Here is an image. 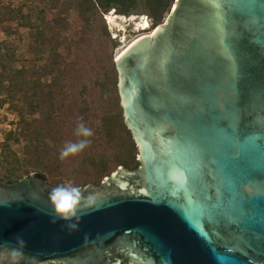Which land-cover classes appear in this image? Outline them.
Segmentation results:
<instances>
[{
    "label": "water",
    "instance_id": "obj_1",
    "mask_svg": "<svg viewBox=\"0 0 264 264\" xmlns=\"http://www.w3.org/2000/svg\"><path fill=\"white\" fill-rule=\"evenodd\" d=\"M219 4L176 0L114 59L140 166L80 187L76 231L44 177L0 178V264H264V0Z\"/></svg>",
    "mask_w": 264,
    "mask_h": 264
},
{
    "label": "rangeland",
    "instance_id": "obj_2",
    "mask_svg": "<svg viewBox=\"0 0 264 264\" xmlns=\"http://www.w3.org/2000/svg\"><path fill=\"white\" fill-rule=\"evenodd\" d=\"M65 1L59 0L58 3H54L52 0H0V8L4 4H10L14 8H21L24 13L29 12L30 20L34 24L32 28L24 26L20 18L0 22V43L9 42L14 49L15 59L12 60V64L16 68L24 65L38 67L45 57H52V51L58 52L71 62L69 71L65 70L62 74L54 71L41 77V82L56 77L60 83L62 96V99L58 97L56 99L61 102V112H65L59 119L64 120L63 129L60 131L61 137L55 142L51 136L45 138L50 146L56 144L57 147L56 153H47L44 157L42 172L52 186L63 183L84 187L89 183L100 184L120 166L134 168L137 165V149L123 124V114L115 88L117 71L115 62L114 64L112 62L120 46L137 34L148 32L150 28L136 30L134 21L129 18L126 21L119 17L116 20L118 24H115L107 15L112 8L101 12L99 16L90 15L89 20L84 22L78 10L69 7ZM175 1L173 0L170 5L169 14ZM131 11L146 15L151 26L154 18L159 16V11L151 13L144 6L143 0H138L137 6ZM167 12L164 11L162 16L160 15V24L168 21L170 15L165 18ZM150 23H147L148 26ZM37 27L44 31L48 41L40 54L35 53L37 48L42 46L36 38ZM10 28L17 29L18 34H10ZM41 73L43 74V71ZM105 113L114 116L113 120H122L120 123L123 127L116 126L113 132L108 133L104 127L102 128L101 120ZM18 119L17 112L10 107L9 102L0 106V150L2 144L8 142L11 145L10 149L16 151L22 159L24 139L14 140L8 137L9 130L18 128ZM81 122L93 131V135L87 138L90 141L89 145L79 153L61 159L60 152L66 143H75L82 139L75 135L77 124ZM4 147L6 146L3 145L2 150ZM10 161L12 162L11 159L2 156L0 151V178L4 181L7 180L6 170L12 165ZM28 170L29 173H24L20 178L36 172L31 167H28Z\"/></svg>",
    "mask_w": 264,
    "mask_h": 264
},
{
    "label": "trees",
    "instance_id": "obj_3",
    "mask_svg": "<svg viewBox=\"0 0 264 264\" xmlns=\"http://www.w3.org/2000/svg\"><path fill=\"white\" fill-rule=\"evenodd\" d=\"M144 6L154 13L159 11V16L154 18L153 26L146 16L145 26L139 30L151 29L155 25L160 24L159 21L164 11H168L165 18L170 12V5L173 0H143ZM58 3L59 0H52ZM138 0H66L65 3L69 7H74L86 22L90 15H100L114 8L118 13L131 14L132 9L137 6ZM161 15V16H160ZM31 14L24 13L21 8H14L10 4H4L0 8V22H9L20 18L21 23L27 27H34L30 20ZM164 18V20H165ZM163 20V21H164ZM162 21V22H163ZM150 23L149 26L147 23ZM38 34V42L42 45L35 51L36 54L41 53V49L45 48L48 41L45 33L39 27L36 28ZM10 34H18L17 29H9ZM50 44V43H49ZM32 49L33 46H32ZM45 50V49H44ZM34 53V50H32ZM52 57H45L40 66L29 67L20 66L16 68L12 64L15 59L14 49L9 42L0 43V106L5 102L10 103V107L17 112L19 119L17 120V129L9 130L8 137L14 140L24 139L23 148L24 157L19 158L16 151L10 149L11 145L7 142L2 144L6 146L2 150L1 155L12 160V165L6 170V181H14L19 179L24 173L28 174V167L35 170V174L45 178L43 174V160L47 153H56V144L50 146L45 138L51 136L55 142L61 137V129H63L64 120H59L65 112H61V102L56 99H62L60 95V83L54 76L46 82H41L42 75L57 71L62 74L69 71L71 62H68L63 55L52 51ZM41 59V58H40ZM37 63V60H35ZM39 61V60H38ZM114 64V61L112 62ZM40 68V69H38ZM43 71V74L41 73ZM64 72V73H65ZM115 79V84H116ZM106 84V83H105ZM60 88V89H59ZM117 91V86L115 87ZM118 94V92H117ZM122 111V108H121ZM36 113L40 115L37 116ZM30 116V118H27ZM114 116L105 113L102 117V128L108 133L113 132L116 126L123 127L120 123L122 120H113ZM9 162V164H10Z\"/></svg>",
    "mask_w": 264,
    "mask_h": 264
},
{
    "label": "clouds",
    "instance_id": "obj_4",
    "mask_svg": "<svg viewBox=\"0 0 264 264\" xmlns=\"http://www.w3.org/2000/svg\"><path fill=\"white\" fill-rule=\"evenodd\" d=\"M75 135L82 137L77 142L66 143L60 152V158L64 159L69 155H75L85 149L90 141L87 139L93 135L92 129L84 123H78L75 129ZM48 201L52 208V222L63 221L64 226L70 231H76L86 210L92 207V198H85L82 189L72 184H57L48 191ZM17 247L11 250L13 258H22L25 240L21 237L16 238ZM13 264H19V261L13 259Z\"/></svg>",
    "mask_w": 264,
    "mask_h": 264
},
{
    "label": "bare ground",
    "instance_id": "obj_5",
    "mask_svg": "<svg viewBox=\"0 0 264 264\" xmlns=\"http://www.w3.org/2000/svg\"><path fill=\"white\" fill-rule=\"evenodd\" d=\"M175 5V4H174ZM173 7L172 6V10H173ZM172 12V11H171ZM138 13V12H137ZM171 14V13H170ZM169 14V15H170ZM107 15L109 16V18L115 23V24H118V22L116 21L119 17L126 20L129 18L131 20H133V24H134V28L136 30H139L142 28V26L144 25L145 21H146V16L145 15H140V14H135V13H132V14H129V15H125V14H122V13H118L114 8L111 9L110 12L107 13ZM168 15V16H169ZM122 20V21H124ZM167 21V20H166ZM165 21V22H166ZM125 22V21H124ZM132 24V25H133ZM120 25V24H119ZM162 24H158L157 26L155 25L153 28H151L148 32L146 33H142V34H137L136 36H134L132 39H130L128 42H126L125 44H123L122 46H120V48L118 49V51L116 52L115 54V58L117 57V55L126 47L128 46L131 42H133L135 39L139 38L140 36H143V35H152L156 29Z\"/></svg>",
    "mask_w": 264,
    "mask_h": 264
},
{
    "label": "flooded vegetation",
    "instance_id": "obj_6",
    "mask_svg": "<svg viewBox=\"0 0 264 264\" xmlns=\"http://www.w3.org/2000/svg\"><path fill=\"white\" fill-rule=\"evenodd\" d=\"M123 124H124L125 128L128 130V132L130 133V130L127 128L126 124L124 123V120H123ZM130 136H131V133H130ZM131 138H132V136H131ZM132 140H133V138H132ZM133 143H134V145H135V147H136V149H137V146H136L134 140H133ZM136 160H137V165H136L134 168H137V167L140 166V161H139V159H138V150H137V152H136ZM120 167H121V166H120ZM124 167H125V166H124ZM126 168H128V169H134V168H129V167H126Z\"/></svg>",
    "mask_w": 264,
    "mask_h": 264
},
{
    "label": "snow or ice",
    "instance_id": "obj_7",
    "mask_svg": "<svg viewBox=\"0 0 264 264\" xmlns=\"http://www.w3.org/2000/svg\"><path fill=\"white\" fill-rule=\"evenodd\" d=\"M209 2L214 4L215 7H220L219 0H209ZM117 59H119V57H117Z\"/></svg>",
    "mask_w": 264,
    "mask_h": 264
}]
</instances>
